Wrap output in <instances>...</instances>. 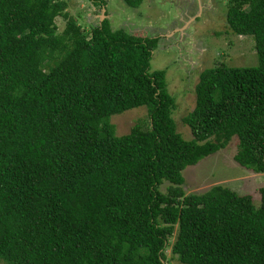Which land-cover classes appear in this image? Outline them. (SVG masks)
I'll list each match as a JSON object with an SVG mask.
<instances>
[{"label":"trees","instance_id":"16d2710c","mask_svg":"<svg viewBox=\"0 0 264 264\" xmlns=\"http://www.w3.org/2000/svg\"><path fill=\"white\" fill-rule=\"evenodd\" d=\"M225 2L257 63L199 72L186 139L165 70L150 71L159 37L106 17L83 29L64 0H0V264H168L169 245L182 264H264V183L258 204L183 189L184 168L233 136V159L264 172V0ZM139 106L147 119L116 134L111 116Z\"/></svg>","mask_w":264,"mask_h":264},{"label":"rangeland","instance_id":"374dc122","mask_svg":"<svg viewBox=\"0 0 264 264\" xmlns=\"http://www.w3.org/2000/svg\"><path fill=\"white\" fill-rule=\"evenodd\" d=\"M64 1L68 13L75 16L83 29L106 17L112 28L159 37L149 62L150 71L165 70L167 90L175 103L171 115L176 130L186 139L191 134L182 117L194 106L199 72L219 63L236 66L257 63L252 36L234 34L227 26L225 0H142L137 7H130L123 0H104V6L93 5L91 0ZM55 23L60 32L65 19L57 16ZM139 119H147L145 106L113 114L110 121L116 134H122ZM236 148L237 138L233 136L224 148L184 168V191L198 193L222 184L238 194H250L254 204H258L264 172L239 165L233 159ZM165 253L168 264H182L175 256L171 257L170 245Z\"/></svg>","mask_w":264,"mask_h":264},{"label":"water","instance_id":"95a60500","mask_svg":"<svg viewBox=\"0 0 264 264\" xmlns=\"http://www.w3.org/2000/svg\"><path fill=\"white\" fill-rule=\"evenodd\" d=\"M102 10H103V8H102ZM103 16H104V14H103Z\"/></svg>","mask_w":264,"mask_h":264}]
</instances>
